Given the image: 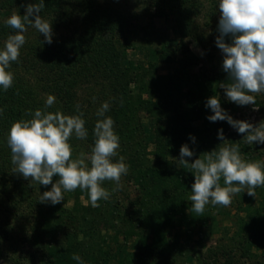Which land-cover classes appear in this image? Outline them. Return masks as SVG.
<instances>
[{"label":"trees","instance_id":"1","mask_svg":"<svg viewBox=\"0 0 264 264\" xmlns=\"http://www.w3.org/2000/svg\"><path fill=\"white\" fill-rule=\"evenodd\" d=\"M23 1L0 0V39H7L12 32L4 25V20L13 12L24 13ZM136 1L144 6V13L141 11L144 18L173 21L180 50L189 51L184 42L189 37L205 52L211 53L216 31L209 33L210 23L201 24L196 17L203 12L208 19L215 18L216 0ZM35 2L27 0L28 4ZM41 15L53 23V43L42 44L43 36L30 28L19 59L11 66L14 83L7 91H0V259L6 257L5 253L12 251L15 255L17 252L14 243L18 236L14 227L17 217L22 214L28 216L32 230L21 236L32 245L26 247L25 253L32 257L43 253L38 262L33 260L30 264H77L72 259L73 254L80 255L84 264H175L186 261L190 234L181 241V233L176 232L170 239L169 231L186 226L185 231L190 233L189 225L204 226L208 215L212 213L214 219L225 212V206L207 205L203 216L191 214L188 209L191 210L189 197L194 173L169 160L168 156L179 155L184 143H189L195 150L194 159L218 148L224 142L217 138V130L223 128L229 139L227 143H239L242 156L256 160L251 150L254 145H246L243 134L232 130L226 121L213 123L206 119L210 114L205 108L206 99L218 95L219 85L227 81V73L215 70L212 74L205 72L201 78L186 81L185 70L194 62L178 60V48L173 46L155 50L144 44V60L130 59L128 50L137 49L138 44L126 28L139 20L140 15L108 1L45 0ZM146 33L144 38L148 43L153 36ZM175 61L178 66L172 72H158L160 64ZM185 83H189L187 90H184ZM49 94L55 95L57 101L48 111L59 109L66 114H75V106L80 105L89 134L81 145L74 137L70 143L73 147L83 145L90 152L94 144L92 131L98 119L96 111L103 102L110 104L106 115L115 121L121 144L128 143L129 147L133 143L135 147L131 145L130 148L135 153L146 151L134 140L140 128L135 125L140 121V113L155 112L159 123L162 111L174 106L173 116H168L169 125L163 130L158 126L155 149L151 152L153 162L129 166L127 175L146 191L138 209L130 212L112 193L107 200L99 201L98 207L81 204L67 208L64 201L56 205L40 203L39 197L49 190V185L33 183L31 186L29 180L13 173L11 152L6 143L8 130L13 122L30 119V112L43 108ZM189 134L196 136L195 144L189 140ZM57 178L54 176L53 182ZM255 193L256 197L249 196L247 191L237 193L235 232L231 242L244 257L264 264V186L257 187ZM127 214L129 222L125 217ZM125 221L129 223L126 226ZM103 231L114 233L107 236ZM117 234L123 239L117 241L116 247H111L113 235ZM48 235L52 243L54 241L52 247L55 249L49 253L43 250L44 244H51L46 240ZM130 237L139 238L133 250L127 246ZM221 244L219 241L209 250L213 260L217 259L218 251H225ZM14 255L9 257L7 264H27ZM207 263L217 264V260Z\"/></svg>","mask_w":264,"mask_h":264},{"label":"clouds","instance_id":"2","mask_svg":"<svg viewBox=\"0 0 264 264\" xmlns=\"http://www.w3.org/2000/svg\"><path fill=\"white\" fill-rule=\"evenodd\" d=\"M216 3L220 16L215 44L222 53V70L228 77L219 88L224 90L227 101L238 106L253 105L255 110L253 94L264 93V0H216ZM44 7L45 0H36L25 7L23 14L13 12L4 20L12 32L0 42V91H7L14 83L11 66L18 61L30 28L43 36L42 44L53 43V23L41 15ZM56 101V96L49 94L43 108L35 109L30 112V119L17 120L9 128L6 143L13 173L29 180L31 186L51 185L50 190L40 195V203L59 204L65 200V193L79 188L87 190L91 206L98 207V201L110 196L104 182H113L111 191L116 192L122 187L121 178L129 172L125 157L118 155L120 137L115 131V121L106 115L110 104L105 101L96 111L98 119L92 131L94 144L90 154L73 157L70 140L73 137L86 140L89 134L84 113L79 104L75 106V114L59 109L48 111ZM205 108L210 110L207 120L226 121L243 134L246 145L264 144V123L235 118L222 107L220 95L207 98ZM217 138L224 143L192 161L188 158L195 155V150L190 144L180 147L178 164L195 176L188 211L196 217L203 216L207 205L229 206L237 193L247 191L249 196L256 197L255 189L264 186V160L242 156L239 143H227L223 128L217 130ZM189 140L195 144L196 136L189 134ZM54 176L58 177L55 182ZM72 259L84 264L78 254H73Z\"/></svg>","mask_w":264,"mask_h":264},{"label":"rangeland","instance_id":"3","mask_svg":"<svg viewBox=\"0 0 264 264\" xmlns=\"http://www.w3.org/2000/svg\"><path fill=\"white\" fill-rule=\"evenodd\" d=\"M102 1H108L111 2L113 5L120 9L129 10L131 13H139L140 19L136 20L134 24L127 26L126 30L127 32L131 33L138 44L137 49H129L128 50V57L130 59L135 60H144V44L150 48H154L155 50H159L160 48L164 47L166 49H170L172 46L173 48H178L176 50V56L178 57V60H191V62H194L193 65L189 66L185 73L187 74L188 78L186 81L194 80L195 78H201L202 74L205 72H208L209 74H212L215 72V70H222V60L223 56L220 51V49L216 46L215 40H213V49L211 50V53L205 52L201 46L187 37L184 42L185 45L189 47V51H184L179 49L178 38L177 34H175L173 30V21L171 19H162L157 17H143L141 14V11L143 12V5H141L136 0H102ZM22 3V9L28 5L27 0L23 1ZM5 13V11H2ZM144 13V12H143ZM205 14V13H204ZM220 13L218 11L217 7V13L215 18L208 19L203 15V12L199 13V15L196 17L197 21L202 24L209 22L210 26H206L208 28L209 33H215V38L219 34L217 31V24L219 20ZM143 29H146L143 31ZM150 32L149 35L153 36L150 42L147 43V39L144 38V36H147L146 33ZM30 34L29 31L26 35ZM227 39V38H226ZM5 39H0V42H3ZM164 43V45H163ZM173 44V45H171ZM177 44V45H176ZM170 47V48H169ZM175 66H178V62L175 61V63L172 64H160L158 66V72L159 73H167L172 72ZM25 76L28 78V74H25ZM189 83H185L184 90H187V85ZM218 95L221 97V101L223 102L222 107L227 109L235 118L237 119H247L249 121H252L254 123H259L260 121L264 123V93L260 94H253L255 95L256 104H255V110H253V105H246V106H238L233 102H229L226 99H224V90L221 88L218 90ZM175 98V97H174ZM169 107V105H168ZM174 110V111H173ZM163 112V116L161 119V122L157 123L155 117V112L151 113H140L139 116V122L134 123L135 125L139 126L138 133L136 137H134L136 142L138 143L139 147H144L146 151H141L139 153H135L134 151H131V145L134 146L133 143H123L120 142V148L118 149V155H122L125 157L126 163L130 166L132 163H150L153 162L154 155L151 153L155 149V138L157 136V129L158 126H161L160 128L163 130L165 129L170 123V117L173 116L175 112V108L173 105H171L169 108L165 109ZM232 128V127H231ZM232 130H234L232 128ZM235 131V130H234ZM75 139V138H74ZM78 143H82V140L78 139ZM81 145V144H80ZM76 145V147H73V157L77 156L80 153L84 154H90V151L86 149L85 146ZM80 146V147H79ZM128 147V148H127ZM135 147V146H134ZM127 149V150H126ZM126 150V152H124ZM141 149H139L140 151ZM252 154L256 155V160H264V144H254ZM169 160H174L178 162L179 155H172L168 156ZM195 160L193 157L190 158V161ZM121 184L122 187L120 190L116 192H112V188L115 186L113 182L111 181H105L104 187L115 196V198L120 202L125 204L128 207V210L131 212V210L138 209V206L141 205L142 200H144L146 191L141 190L133 181L130 179L128 175L123 176L121 178ZM158 186H153L154 189H156ZM51 188V185H49V190ZM159 188V187H158ZM37 191L34 193L36 194ZM147 199V198H145ZM101 202L103 201L100 200ZM100 202V203H101ZM238 199L237 194H235L232 197V202L229 206L224 207L225 212L222 214H217L214 219L212 217V213L208 215L209 219L207 224L200 225H189L190 233H187L186 226H182L179 229H171L169 232L168 237L171 239L173 235H175L176 232L181 233L180 240H185V237L190 234L191 236V242L189 247V253L187 254L186 261H180L176 262L175 264H209L207 262H214V260H217V264H257L254 260L246 258L241 254L240 249L236 248L232 242L231 238L235 232V219H236V205H237ZM99 203V201H98ZM88 205L91 204L88 198L87 190H81L77 188L74 191H70L65 193V200L64 205L67 208H71L73 205ZM214 213V212H213ZM126 219L129 222L128 214L125 215ZM123 217V218H125ZM125 219V220H126ZM126 225L127 221H125ZM16 226L14 227V232L18 236L17 241L15 244V249H17V252L15 255L12 251H10L9 254L5 253L6 257H2L0 259V264H7L9 261V257L11 255L16 256L17 258H20V262H26L27 264H30L31 261L34 260V262H38L41 257L43 256V253H38L37 257H32L31 254L25 253L27 250L26 247H30L32 245H29L27 242H25L21 236H24L26 234H29L32 232L31 230V224L28 221L27 215H19L17 217ZM113 231H103L104 235L112 236ZM50 235L46 236L48 241H51L49 244L43 245V250L45 252L54 251V247H52L54 244V241L52 243ZM123 237L122 235H113V238L111 240V247L115 246L117 244V241H122ZM139 241L138 237H130L128 242L129 250H133V248L136 246L137 242ZM219 241H221V247H224L225 251H218V257L217 259L213 260V254L211 255L209 252L210 249H214V246H216ZM56 242V241H55ZM9 244V248H11V243ZM36 245H33L35 247ZM12 250V249H11ZM259 252H261L259 250ZM6 258V259H4ZM119 262H120V257ZM260 259H262L260 257ZM264 261V258L262 259ZM121 263V262H120ZM125 264V263H123ZM214 264V263H213Z\"/></svg>","mask_w":264,"mask_h":264}]
</instances>
